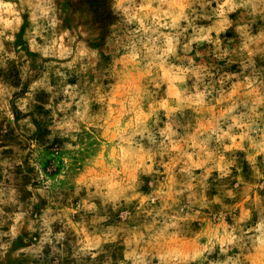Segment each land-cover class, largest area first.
Instances as JSON below:
<instances>
[{"label":"rangeland","instance_id":"rangeland-1","mask_svg":"<svg viewBox=\"0 0 264 264\" xmlns=\"http://www.w3.org/2000/svg\"><path fill=\"white\" fill-rule=\"evenodd\" d=\"M2 3L0 264H264V4Z\"/></svg>","mask_w":264,"mask_h":264},{"label":"clouds","instance_id":"clouds-1","mask_svg":"<svg viewBox=\"0 0 264 264\" xmlns=\"http://www.w3.org/2000/svg\"><path fill=\"white\" fill-rule=\"evenodd\" d=\"M245 2H246V3H251L252 0H245ZM258 2L261 3V4H264V0H258ZM225 3H231V0H225ZM9 7H10V5H4V4L2 3V0H0V9H7V8H9ZM234 7H235V5H234ZM230 10H231V9H230Z\"/></svg>","mask_w":264,"mask_h":264}]
</instances>
